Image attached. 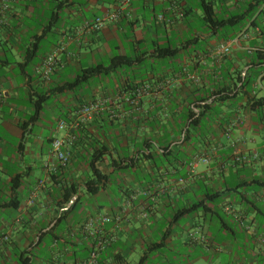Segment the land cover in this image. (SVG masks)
<instances>
[{
	"label": "crops",
	"instance_id": "0c3cea01",
	"mask_svg": "<svg viewBox=\"0 0 264 264\" xmlns=\"http://www.w3.org/2000/svg\"><path fill=\"white\" fill-rule=\"evenodd\" d=\"M252 1L214 0L233 13H242ZM4 5L9 10L0 27V264H88L95 241L83 227L100 214L121 222L102 227L105 237L117 241L100 253L97 264H198L199 259L264 264V108L252 112L237 89L208 139L185 142L178 128L190 100L234 89L232 77L238 71L258 75L252 97L264 99V56L261 66L255 60L257 51L264 52V4L228 39H221L223 31L211 35L202 27L189 38L194 18L202 16L197 0H0ZM56 11L61 22L42 41L41 57L21 69L26 49ZM114 14L118 20L100 32L85 31L87 23ZM243 32L247 38L234 43L228 57L216 60L215 50ZM195 38L199 41L190 44ZM168 43L181 50L176 59L154 55ZM199 44L204 48L197 50ZM57 48L65 51L46 81L40 70ZM127 51L147 55L132 75L124 76L121 69L94 78L80 92L55 96L49 105L55 118L51 135L38 131L39 122L23 140L21 125L39 94L74 81L84 69L128 56L123 55ZM95 101H104V109L87 130L110 147L111 155L98 165L110 182L90 198L83 185L92 175L88 153L76 151L69 169L61 170L51 147L54 139L72 133L82 107ZM57 110H63L58 120ZM62 121L68 124L66 131L58 128ZM167 146V153L160 149ZM115 176L122 182L113 196ZM17 177L22 181L14 191ZM69 181L81 184V202L86 197L92 203L83 214L78 204L70 223L76 229L62 236L69 242L64 246L57 241L61 236L49 232L57 222L61 188ZM211 194L220 196L210 199ZM201 203L208 212L201 209L175 222L179 211ZM162 241L164 247L155 250Z\"/></svg>",
	"mask_w": 264,
	"mask_h": 264
},
{
	"label": "trees",
	"instance_id": "16d2710c",
	"mask_svg": "<svg viewBox=\"0 0 264 264\" xmlns=\"http://www.w3.org/2000/svg\"><path fill=\"white\" fill-rule=\"evenodd\" d=\"M197 1L198 10L202 12V16L200 18L202 27L207 29L211 35H219L220 32L223 31V37H225V39H228V35L231 33H235L237 30H240L243 26L247 25L250 19H252V17L264 4V0H253L251 3L247 4L246 9L242 13H233L227 12L226 8H224L222 4H217L214 2V0ZM60 22V13H57L56 11L52 15L50 23L47 25L43 34L41 36H36L34 38L36 40H33L30 47L26 49V64H24L21 69H27L30 64H33L37 58L41 57L43 48L42 41L45 40L49 33L53 30L54 24H58ZM254 24L255 23L253 22V25ZM230 37L232 38L233 36L231 35ZM198 41L199 39L195 38L194 40L190 41V44H194ZM180 51L181 50L177 49L176 46L168 43L167 46L163 48H156L154 55H157L158 58L162 59H176ZM146 56V54L141 56H115L107 66L99 65L97 67L84 69L74 81L65 82L63 84L57 85V88L49 89L48 91L39 94L38 98L32 102L33 112L30 115V118L26 124L21 125V129L24 131L23 140L26 138L28 129L30 127L36 126L41 121L46 107L50 105L51 100H53L55 96L58 97L69 93L80 92L96 77L113 74L127 67L133 69L136 66L141 65L142 57L145 59ZM263 56L264 52H256L255 60L259 62L258 66L262 65L261 61ZM253 65L256 66V64ZM256 78H258V75H255L254 73L252 74V72H247L244 75V72L238 71L235 73V76L233 75L232 77L235 87L234 89L225 87L215 90L213 93H209L201 98L196 97L190 100L186 110L187 116L183 118L182 124L178 125L181 138H184L185 142H197L201 138H204L205 132H210L213 122L223 116L221 109L226 107L228 103L233 100L231 95L234 94L235 90L237 89L244 92V97L247 98L248 101L247 107L252 112H257L258 110L264 108V99L257 98L255 96L252 97L253 85L255 84ZM234 97H238V94ZM213 99L214 101L211 103ZM100 114H102V111L97 114L91 122L87 124H81L71 133V135H74L77 139L72 149L73 157L76 154V151H79L80 149L87 152L89 156L87 164L92 172V175L83 185L87 189V193L91 196H97L104 184L110 182V177L103 174V172L98 167L102 161L111 155L110 147L107 144H104L100 139L88 135L89 131L87 130L88 125L91 123L94 124ZM228 120L229 118H227L226 121ZM225 124L226 123L223 122L222 127H224ZM191 147L195 150L197 149L194 143H191ZM160 149L162 151H166V153L170 151L169 146ZM73 157L71 163L73 161ZM69 166L62 167L61 170H67L69 169ZM127 167H129V165ZM21 181V177L14 179V191L20 188ZM80 187L81 184L71 183L70 181L69 183H66L62 186L60 199L57 203V222L49 232L50 234L55 235L56 233L57 236H61V238L57 237V241H62L64 246L68 245L69 242H67L64 237L62 238V236H64L67 232L76 229L74 226H71L70 223L73 221L72 215L76 214V208L78 204H80L81 198L84 196L83 192L80 194ZM219 196L220 194H211L209 198L215 199L219 198ZM76 197L77 199L75 200ZM73 201L74 203L71 204ZM201 209H203L204 212L209 211L205 206V203H201L189 209L179 211L176 214L175 222L188 215H194ZM94 245L95 242L91 247H94ZM162 247H164V241L156 245L155 250H158ZM23 263L30 264V260H24Z\"/></svg>",
	"mask_w": 264,
	"mask_h": 264
},
{
	"label": "built area",
	"instance_id": "2783aa9c",
	"mask_svg": "<svg viewBox=\"0 0 264 264\" xmlns=\"http://www.w3.org/2000/svg\"><path fill=\"white\" fill-rule=\"evenodd\" d=\"M9 10L8 5H4L0 7V27L5 24L6 11ZM119 15L114 14L107 18L97 19L93 23H87L84 27L86 32L94 33L100 32L103 30L109 22H113L118 20ZM161 20H164V16H161ZM247 38V34L245 32L241 33L235 42H225L222 43L214 52V57L216 60L220 61L224 58L228 57L232 53V46L234 43H239L242 40ZM65 51V48H57L52 53H50L44 61V64L40 70V74L46 81H50L52 74L55 71V68L59 62V57L62 52ZM4 96L3 90L0 87V102L2 101ZM104 101H95L84 105L78 114V118L76 124L72 125V128L75 129L79 127L81 124H87L91 122L97 114H99L104 109ZM1 107V103H0ZM60 131H66L68 129V124L64 121L59 123L58 126ZM76 137L68 135L67 138H57L53 141L51 147V154L54 158H56L62 167H67L70 165L72 160V149L76 141ZM201 161L207 162L208 160L205 158H201ZM34 200L30 201V204L33 205ZM74 201L71 203L73 204ZM65 211V210H63ZM114 221L121 222V218L113 219L111 216L107 215H96L89 218L86 224L83 227V233L85 236L89 238H93L95 241L94 247L91 248V254L88 260V264H97L98 257L100 253L106 250L108 247L112 246L116 241V236L105 237L102 233V227L106 224L112 223Z\"/></svg>",
	"mask_w": 264,
	"mask_h": 264
},
{
	"label": "rangeland",
	"instance_id": "374dc122",
	"mask_svg": "<svg viewBox=\"0 0 264 264\" xmlns=\"http://www.w3.org/2000/svg\"><path fill=\"white\" fill-rule=\"evenodd\" d=\"M197 14H201V11H197ZM195 19V21H194V23H193V25H192V29H193V33L192 34H190L189 35V38L191 37V38H194V36H195V33L197 32V31H199V30H202L201 29V27H202V23H201V21L199 20V18H194ZM203 28V27H202ZM221 37V39H223V35H221L220 36ZM175 40H176V38H175ZM174 40V41H175ZM204 46L205 45H203V44H199V45H195L194 47H196V49L197 50H200V49H202V48H204ZM193 52V51H192ZM128 51L127 52H125L123 55H128ZM128 56H130V55H128ZM153 64H148V67L149 68H151V66H152ZM122 74L125 76L126 74H128V75H132V69L131 68H124V69H122ZM87 88V86H85V89ZM186 110H187V108H186ZM218 110H220V109H218ZM61 111H63V110H57V120L59 119V114L58 113H60ZM53 114H54V110H51L50 109V107L48 106L46 109H45V111H44V114H43V117H42V120L40 121V124H41V126L42 127H40V130H38L39 132H43L44 134H45V136L46 137H48V136H50L51 135V124H52V122L54 121L53 119H55L54 117H53ZM65 119H66V117H65ZM53 120V121H52ZM48 129V130H47ZM208 132L206 133L205 132V134H204V138H201L200 140H199V142L200 141H203V140H205L206 138L208 139L209 138V136H208ZM198 142V141H197ZM198 142V143H199ZM197 147V146H196ZM116 177V180H114V182L116 183V186H115V188H114V190H113V192L115 193L113 196H116L117 194H118V192H119V190H118V188H119V183H121L122 182V180H120L119 178H118V176H115ZM115 177H114V179H115ZM119 177H120V175H119ZM91 196V195H90ZM103 195H101V197H102ZM89 197V196H88ZM90 198H93V196L92 197H90ZM90 203H92V201H91V199H89V198H83L82 199V202L80 203V205L78 206V209H77V211L80 213V214H83V213H85V210L86 211H90ZM47 245H50V243L48 242L47 243ZM44 249H46V248H44ZM43 256H44V258L46 259V258H48V255H47V250L45 251L44 250V253H43ZM199 263L198 264H213L212 262H213V260L210 262V260L209 261H203L202 259H199Z\"/></svg>",
	"mask_w": 264,
	"mask_h": 264
}]
</instances>
